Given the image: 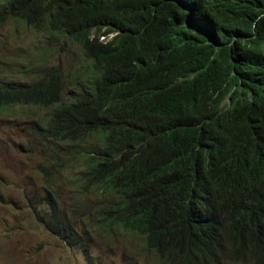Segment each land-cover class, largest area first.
<instances>
[{
  "label": "trees",
  "instance_id": "obj_1",
  "mask_svg": "<svg viewBox=\"0 0 264 264\" xmlns=\"http://www.w3.org/2000/svg\"><path fill=\"white\" fill-rule=\"evenodd\" d=\"M191 8L209 12L212 40L191 25ZM11 19L63 27L92 60L91 83L71 102L60 66L0 76V108L47 109L32 136L52 182L44 198L29 197L47 229L89 264L104 262L93 252L98 232L131 236L163 264H264V80H240L234 53L264 34V1L0 0V25ZM93 28L119 33L104 42L90 38ZM191 69L198 75L182 81ZM227 94L235 109L220 115L178 105ZM81 161L78 193L97 200L71 216L56 182Z\"/></svg>",
  "mask_w": 264,
  "mask_h": 264
},
{
  "label": "rangeland",
  "instance_id": "obj_2",
  "mask_svg": "<svg viewBox=\"0 0 264 264\" xmlns=\"http://www.w3.org/2000/svg\"><path fill=\"white\" fill-rule=\"evenodd\" d=\"M48 40L44 32L22 22L12 20L1 25L0 76L18 80L27 67L60 64L66 75L64 93L67 97L75 90L74 79L87 60L81 45L64 36L53 47L47 45ZM43 114L44 110H30L19 105L0 110V195L6 199L0 202V264H87L82 251L58 239L34 216L27 203V198L35 193L44 195L45 183L43 173L38 170L39 158L27 150L32 145V136L24 128L31 126L27 121L39 120ZM68 176L60 190L67 199L65 206L71 210L68 196L76 175ZM79 199L77 195V201ZM114 241L115 247L98 245L95 249L104 264H160L142 246L131 254L122 247V237Z\"/></svg>",
  "mask_w": 264,
  "mask_h": 264
},
{
  "label": "clouds",
  "instance_id": "obj_3",
  "mask_svg": "<svg viewBox=\"0 0 264 264\" xmlns=\"http://www.w3.org/2000/svg\"><path fill=\"white\" fill-rule=\"evenodd\" d=\"M49 1L50 0H46V2H49ZM222 1H224V0H208L209 6L210 5H215V4H217L219 2H222ZM231 1L239 2V3H242L244 5L256 6V5L260 4L261 2H263L264 0H231ZM187 18L192 20V24L191 25L194 28L206 31L207 33H208V31H210L213 28V27H211V25L212 26L214 25V21L211 18V16L209 15V12L206 11V9H194V8H191L190 12L187 14ZM12 20H15V19H11L10 21H12ZM10 21H8V22H10ZM5 24H3V25H5ZM205 26L207 27V29H204ZM209 27H211V28H209ZM31 28H34V27H31ZM101 30H102V32H104L105 31V27H103ZM37 31H41V30L38 29ZM61 32H62V35H60ZM118 33H119L118 31H110L107 34H99V35H97V29L93 28L91 33H90V38H94L97 35V37L99 38L100 41L107 42L110 39L115 38V36H117ZM44 34L49 39L48 42H47V45L49 47L55 46V43H60L61 40H62V36H64V38H66L70 42L77 43V44L81 45V48L83 49V52L85 54V51H84V48H83V44L81 42H78V41H75L74 39H72L68 35V33L65 31V29L63 27L58 28L53 33H50V32H47L46 30H44ZM208 34L210 36L209 40H212L214 38V34H211V33H208ZM234 48L236 49L234 51V53H235V56H236L235 57L236 58V62H237L238 67H239V78H240V80L245 81L249 85H252L251 82H253V81L257 82V81L264 80V74H262V73L258 77L254 76V75L259 74L261 72L260 68L261 69L264 68V66H263L264 64H260V60H259V59H262L260 56L264 57V34H260V35L249 37V38L245 39L244 41H241V42L235 44ZM61 49H63V48H61ZM85 58L87 60V63L83 64L81 72L76 77V79H74L75 90H72V91H73V94L75 96L77 95V93L80 92V89H81L80 85L82 83L83 84H90L91 80H92V76H93L92 66H91L92 65V60L89 57H87L86 54H85ZM54 66H60L61 67L60 64L54 65ZM50 67H52V66H50ZM42 68H44V67L35 68V69H42ZM61 69L63 70L62 67H61ZM63 72L65 74L64 70H63ZM198 73H199V70L192 72V69H191V72L188 73V74H183L181 79H182V81L192 80L198 75ZM263 73H264V71H263ZM65 77H66V75H65ZM21 79H23V77ZM18 80H20V79H18ZM206 87H210L211 89H213L212 86L210 85V81H208V80H207V86ZM66 89H67V87H66ZM66 89H65V91H66ZM70 93H71V91L69 92V94ZM218 94H219L218 92H214L213 93V95H216V96H218ZM72 96L73 95L70 94L69 96L66 97L65 93H64L63 96H62V100L64 102H71V101H73ZM178 105H179L180 109L185 114H188V115H191V114H194V113H199V112H201L202 109L208 111L209 115H220L224 111H229V110L235 109L234 99H232L230 94H227L225 97H223L222 99H220V100H218L216 102H214L211 99H209V100H205V102H203V103L202 102L200 103L199 101H191V102H187V103H184V104H179L178 103ZM15 106H17V105H15ZM19 106H21V105H19ZM9 107L10 106L2 107V108H0V110H4V109L9 108ZM23 107L28 108L30 110H32V109H36L38 111L44 110V114L41 116V118L39 120H41L47 113V109L42 108V107L28 106V105H23ZM39 120H32V121H27L26 122L27 124H30L31 126L30 127L26 126L24 129H28L30 131L31 136H32V128L34 126V123L36 121H39ZM97 139H98V141L100 143H104V141H105L104 137H100V138H97ZM31 144L32 145L29 146V148L27 150L31 151L40 160V164L38 166V170L41 173H43V175H44L45 192H44V195H40L38 193H35V194H33V195L29 196V197L44 198L48 194V189L50 190L49 187H50V183L52 181L49 180V179L47 180L46 173L43 170V168H46V166L44 165V163L42 162L41 158L37 154V151H36V149L34 147V144H33V136H32V140H31ZM21 148L23 150L26 149L22 145H21ZM82 165L83 164H82V161H81L79 165L74 166L72 168V171L66 173V176L64 177V179L56 182V188L62 194L61 207L64 208L68 212V214L71 215V216H72V214H74V209L76 207L82 208L83 206H95L96 205V200L97 199H96V196L94 194L91 197H89V198H84L81 194L78 193V187H77V177H78V175H77V172L80 169L83 168ZM69 174L76 175L75 179L73 180L74 187H73V189L71 190V192L69 193V196H68V200L70 201L71 206H72L71 210L67 209V207L65 206V202L67 201V199L65 198V195L63 194V192L60 190L61 183L64 182L65 180L69 179V176H68ZM77 195L80 196V199L78 201H77ZM29 197L27 198V203H28L29 207L32 209V212H33L34 216L37 218V216L35 215V210L33 209V205L29 202ZM42 202H43V200H42ZM41 205L42 204H40L38 206V208H40ZM44 209H49L48 205H44ZM38 220L40 221V219H38ZM77 222H78V224L80 226H82V223H81L80 219H78ZM118 237H122V239L124 240V244L122 245V247H124L125 251H127V252H129L131 254H135L137 247L142 246V244H141V242L139 240L134 239L131 236H121V235H118V236H115V235L106 236L103 232H98L97 233V239L95 241V246L93 247V252H94L95 257L98 260L102 259L99 255H97L95 253V249H96V247L98 245L111 247V248L115 247L117 245H116L114 240L116 238H118ZM57 238L62 240L59 237H57ZM62 241H64V240H62ZM65 243L68 245L67 242H65ZM70 247H72V246H70ZM72 248H75V247H72ZM145 250L147 252H149L152 255V257L155 260H157L160 264H163V262L153 252L148 251L147 249H145ZM82 256L84 257L83 254H82ZM84 260H85V262L87 264H89L87 262V260L85 259V257H84ZM237 263H240V262H237ZM245 263L253 264L251 262H245ZM101 264H104V262H101ZM223 264H225V263H223Z\"/></svg>",
  "mask_w": 264,
  "mask_h": 264
},
{
  "label": "bare ground",
  "instance_id": "obj_4",
  "mask_svg": "<svg viewBox=\"0 0 264 264\" xmlns=\"http://www.w3.org/2000/svg\"><path fill=\"white\" fill-rule=\"evenodd\" d=\"M73 11H74V10H73ZM69 12H72V11L70 10ZM72 14H74V12H73ZM79 16H80V15H79ZM83 17H85L84 14H83ZM81 18H82V15H81ZM83 19H84V18H83Z\"/></svg>",
  "mask_w": 264,
  "mask_h": 264
}]
</instances>
